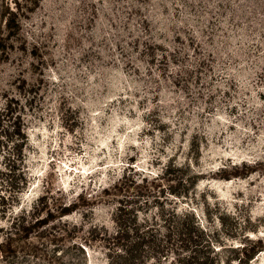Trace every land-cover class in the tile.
I'll list each match as a JSON object with an SVG mask.
<instances>
[{
  "label": "rangeland",
  "instance_id": "obj_1",
  "mask_svg": "<svg viewBox=\"0 0 264 264\" xmlns=\"http://www.w3.org/2000/svg\"><path fill=\"white\" fill-rule=\"evenodd\" d=\"M9 193L0 264H264V0H0Z\"/></svg>",
  "mask_w": 264,
  "mask_h": 264
},
{
  "label": "trees",
  "instance_id": "obj_2",
  "mask_svg": "<svg viewBox=\"0 0 264 264\" xmlns=\"http://www.w3.org/2000/svg\"><path fill=\"white\" fill-rule=\"evenodd\" d=\"M24 160V159H23ZM23 160H21V162L22 163H24L23 162ZM27 170H28V168L27 167H24V166H20V174H21V176H22V181H21V183L23 184V185H25L27 182H28V172H27ZM20 184V183H19ZM22 185V186H23ZM19 188H21V186L19 185ZM16 192V191H15ZM13 194L12 193H9L8 194V196H2V206L0 207V210H5L4 209V207L5 206H8V204L10 203V201H9V199H12L13 198ZM14 222H15V220H13L12 221V225L14 224Z\"/></svg>",
  "mask_w": 264,
  "mask_h": 264
}]
</instances>
